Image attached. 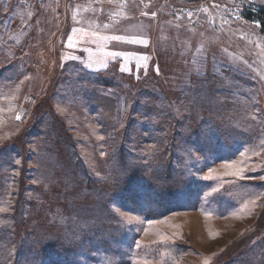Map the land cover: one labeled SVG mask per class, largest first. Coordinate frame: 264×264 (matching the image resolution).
<instances>
[{"label": "rangeland", "instance_id": "1", "mask_svg": "<svg viewBox=\"0 0 264 264\" xmlns=\"http://www.w3.org/2000/svg\"><path fill=\"white\" fill-rule=\"evenodd\" d=\"M262 5L0 0V67L14 69L13 78H0V146L36 127L41 102L65 119L87 168L79 173L117 199L110 207L120 230L109 235L108 251H92L90 264H226V249L257 224L264 29L252 14ZM25 138L21 155L0 164V232L16 213L21 179L42 183L33 170L40 129ZM115 147L127 159L121 176L109 167Z\"/></svg>", "mask_w": 264, "mask_h": 264}, {"label": "trees", "instance_id": "2", "mask_svg": "<svg viewBox=\"0 0 264 264\" xmlns=\"http://www.w3.org/2000/svg\"><path fill=\"white\" fill-rule=\"evenodd\" d=\"M252 16L264 29V5ZM14 64L17 63L13 62L12 66ZM9 66L0 67V78H13L14 69L10 73ZM107 92L116 96L112 90ZM33 111L35 128L38 127L42 134L36 153L38 165L33 170L42 183L27 185L21 179V197L16 213L8 217L7 233L0 232V264H90L91 258L95 259L91 256L92 251H108L105 245L110 243L109 235L120 230L116 226L118 217L110 207V203L117 199L111 198L108 191H95L85 180L86 173H79V168L84 171L87 168L78 163L77 140L68 131L65 119L44 102ZM35 128L30 124L22 133L20 131L2 143L0 164H9L15 154L21 155V144H25L26 135ZM117 145L115 139L112 146ZM123 154L122 150L118 152V147L116 152L115 147L114 156L109 161V167L115 166L116 174L120 176L125 172L123 166L127 161ZM4 177L0 165V193L4 190ZM148 181H140L137 188L146 186ZM179 205V199L173 200L166 210L176 209ZM257 221L253 229L239 236L226 249V256H232L226 264L234 261L236 264H264V212ZM16 227L18 231L13 229Z\"/></svg>", "mask_w": 264, "mask_h": 264}, {"label": "snow or ice", "instance_id": "3", "mask_svg": "<svg viewBox=\"0 0 264 264\" xmlns=\"http://www.w3.org/2000/svg\"><path fill=\"white\" fill-rule=\"evenodd\" d=\"M145 15H147V13H145ZM152 15H155V13H153ZM114 39H119V37H114ZM158 71V69H157ZM19 119V117H17Z\"/></svg>", "mask_w": 264, "mask_h": 264}]
</instances>
